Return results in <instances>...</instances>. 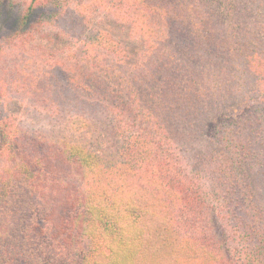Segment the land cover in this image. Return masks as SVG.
Listing matches in <instances>:
<instances>
[{
	"label": "trees",
	"instance_id": "obj_1",
	"mask_svg": "<svg viewBox=\"0 0 264 264\" xmlns=\"http://www.w3.org/2000/svg\"><path fill=\"white\" fill-rule=\"evenodd\" d=\"M0 264H264V0H25Z\"/></svg>",
	"mask_w": 264,
	"mask_h": 264
},
{
	"label": "rangeland",
	"instance_id": "obj_2",
	"mask_svg": "<svg viewBox=\"0 0 264 264\" xmlns=\"http://www.w3.org/2000/svg\"><path fill=\"white\" fill-rule=\"evenodd\" d=\"M25 0H0V43L4 42L15 31V26L20 18L23 3ZM8 108L18 115H26L21 105L16 102H9ZM238 109H235L237 111Z\"/></svg>",
	"mask_w": 264,
	"mask_h": 264
}]
</instances>
